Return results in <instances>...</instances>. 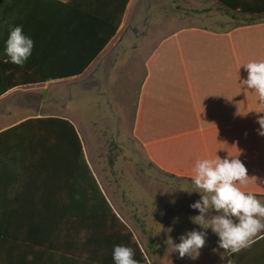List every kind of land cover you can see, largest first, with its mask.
Listing matches in <instances>:
<instances>
[{
    "label": "crops",
    "instance_id": "obj_1",
    "mask_svg": "<svg viewBox=\"0 0 264 264\" xmlns=\"http://www.w3.org/2000/svg\"><path fill=\"white\" fill-rule=\"evenodd\" d=\"M229 1L247 7L184 0V15H167L155 0L136 7L128 0L106 40L121 0H0V92L14 84L0 94V264H100L107 253L102 247L72 245L83 234L69 231L66 237L59 230L66 206L72 215L74 201L80 200L79 193L66 191L80 160L76 170L74 157L39 128L51 124L49 117L75 127L109 205L103 189L114 188L98 150L103 132L125 150L136 144L157 171L191 183L198 160L238 157L249 178L246 186H237L264 193V136L256 122L264 112L252 111L264 105L243 84L248 73L242 66L264 61V0ZM256 15L261 20L247 22ZM5 20L22 26L34 41L23 68L5 63L10 31ZM83 94L90 95L89 113L76 103ZM126 111L129 124L123 132L119 124ZM83 125L90 127L88 133ZM181 235L170 237L178 244ZM263 236L231 256L214 247L201 249L195 260H181L264 264Z\"/></svg>",
    "mask_w": 264,
    "mask_h": 264
},
{
    "label": "rangeland",
    "instance_id": "obj_2",
    "mask_svg": "<svg viewBox=\"0 0 264 264\" xmlns=\"http://www.w3.org/2000/svg\"><path fill=\"white\" fill-rule=\"evenodd\" d=\"M155 1L161 5L162 14L175 12L184 15L187 11L184 0H170L172 4L167 5L165 3L169 0ZM141 2L143 3V0H134L133 3L136 7ZM89 100L90 95L83 94L78 95L76 101L85 113L90 112ZM132 106L131 94L130 113ZM120 122V129L126 131L129 124L127 111L126 117ZM89 129L88 125L82 127L85 133H88ZM82 139L86 146L83 134ZM126 147L128 151L122 148L121 142L116 137L106 138V133L103 132L101 148L98 149L101 155L100 161L110 186L114 188L103 190L112 210L132 232L134 239L143 250L148 264H186L179 257V253L173 251V245L166 243L170 235L176 233L184 235L192 230L206 231V245L202 250L218 247L219 237L211 228L204 229L190 220V217L199 215V211L192 209L190 205L201 198L200 193L192 191L193 183L154 169L150 162L141 157L142 153L138 151L136 144L129 143ZM251 193L257 194V199L264 203V197L261 196L264 195L263 192ZM211 215H215V212H210L209 218ZM172 240L177 244L176 238ZM188 264H196V262Z\"/></svg>",
    "mask_w": 264,
    "mask_h": 264
},
{
    "label": "clouds",
    "instance_id": "obj_3",
    "mask_svg": "<svg viewBox=\"0 0 264 264\" xmlns=\"http://www.w3.org/2000/svg\"><path fill=\"white\" fill-rule=\"evenodd\" d=\"M4 24L10 29L5 42L4 55L8 58L5 63L23 68L32 54L34 41L23 33L22 26H12L8 20ZM242 66L248 73L243 84L254 90L259 103L264 105V61ZM249 112L237 114L246 116ZM256 122L260 126L258 134L264 136V115H258ZM248 178L247 168L238 157L221 159L219 156L198 160L191 178L194 185L192 191L200 193L201 198L190 205L199 211V215L190 217V220L204 229L211 228L219 237L218 247L229 256L250 248L256 242L255 237L264 233V203L253 193L242 191L237 186H246ZM213 211L215 215L209 218V213ZM206 236V231L192 230L180 236V243H173L171 237L166 243L173 245V251L178 252L180 258L187 256L195 260L206 245ZM134 255L133 249L124 245H117L113 249L115 264H138ZM221 258H225L223 254ZM228 264H232V261L229 260Z\"/></svg>",
    "mask_w": 264,
    "mask_h": 264
},
{
    "label": "trees",
    "instance_id": "obj_4",
    "mask_svg": "<svg viewBox=\"0 0 264 264\" xmlns=\"http://www.w3.org/2000/svg\"><path fill=\"white\" fill-rule=\"evenodd\" d=\"M127 2L128 0H121L117 12L114 14L112 29L108 32L106 40L114 34L119 26ZM220 2L232 9H246L245 7H247L245 5L240 6L238 4H233L229 0H220ZM259 16L260 15L251 16L247 22L261 20ZM87 64L88 63H84L80 69L75 71V74L82 72ZM13 85V83L3 85L0 94ZM48 119L51 121V124L39 128L46 129L48 133L55 138V143H59V145L64 147L68 155H70L71 160H73L74 157L76 170L78 161L80 160V168L78 169L79 173L76 171L74 180L73 177H71V187L66 189L67 194L69 191L76 196L77 193H79L80 200L78 201L76 199L74 201L75 205H73L74 211L72 215H69L66 206V217H64L63 222H59V230L63 231L66 237L68 235L67 232L69 231H75L76 235L78 233L83 234L82 238L79 239L78 242H74L72 245L83 247L97 246L105 249L107 253L105 254L104 260L99 261L100 264H115V261L113 260V249L117 245H124L132 248L135 254L134 259L138 261V264H148V261L143 255L139 244L134 239L132 232L114 213L95 178L91 174L85 161L81 140L75 127L67 119L58 117H49ZM73 182L75 183L74 186ZM78 183L80 184V189H78ZM261 240H264V236ZM65 244H70V242H66Z\"/></svg>",
    "mask_w": 264,
    "mask_h": 264
}]
</instances>
